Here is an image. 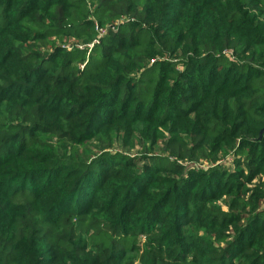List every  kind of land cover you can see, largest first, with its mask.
I'll return each instance as SVG.
<instances>
[{
	"label": "trees",
	"instance_id": "trees-1",
	"mask_svg": "<svg viewBox=\"0 0 264 264\" xmlns=\"http://www.w3.org/2000/svg\"><path fill=\"white\" fill-rule=\"evenodd\" d=\"M0 264H264V0H0Z\"/></svg>",
	"mask_w": 264,
	"mask_h": 264
}]
</instances>
